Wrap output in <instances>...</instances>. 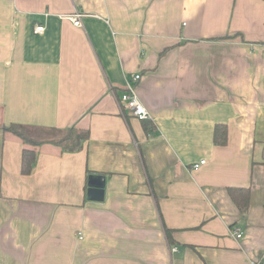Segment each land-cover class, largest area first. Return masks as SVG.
Wrapping results in <instances>:
<instances>
[{
    "label": "crops",
    "instance_id": "1",
    "mask_svg": "<svg viewBox=\"0 0 264 264\" xmlns=\"http://www.w3.org/2000/svg\"><path fill=\"white\" fill-rule=\"evenodd\" d=\"M0 123L89 131L23 174L0 130V264L264 262V0H0Z\"/></svg>",
    "mask_w": 264,
    "mask_h": 264
},
{
    "label": "trees",
    "instance_id": "2",
    "mask_svg": "<svg viewBox=\"0 0 264 264\" xmlns=\"http://www.w3.org/2000/svg\"><path fill=\"white\" fill-rule=\"evenodd\" d=\"M31 126L25 124L11 123L5 125L0 123V130L9 133L21 139L26 145L23 147L21 155V173L28 174L31 172L36 162L35 147L43 143H51L60 147L62 151L75 152L82 148L83 143L88 138L89 131L69 127L65 130L48 129L54 135L61 133L62 135L53 138L40 139L31 134ZM42 130L41 128H38ZM46 130V129H45ZM213 143L224 145L227 142V127L225 124H215L213 128ZM261 162L264 163V145ZM228 193L240 211L246 210L249 201V190L247 188H229ZM168 233V230H166Z\"/></svg>",
    "mask_w": 264,
    "mask_h": 264
},
{
    "label": "built area",
    "instance_id": "3",
    "mask_svg": "<svg viewBox=\"0 0 264 264\" xmlns=\"http://www.w3.org/2000/svg\"><path fill=\"white\" fill-rule=\"evenodd\" d=\"M83 14L81 13H73L69 14L66 17L69 18L75 26H81V17ZM44 31L43 25H34L33 32L37 34H41ZM140 79L139 74H135L132 77L131 83H126L125 90L120 95V102L123 108L132 116L136 117L139 120H148L150 118V114L147 111L146 107L141 103L139 97L136 94L135 85L133 83H137ZM204 160H200L198 163H195L192 167L196 169L199 165L204 163ZM236 238L241 236V233L237 230L233 232ZM177 248L173 246L171 248L172 251H175ZM252 264H264L263 261H255Z\"/></svg>",
    "mask_w": 264,
    "mask_h": 264
},
{
    "label": "water",
    "instance_id": "4",
    "mask_svg": "<svg viewBox=\"0 0 264 264\" xmlns=\"http://www.w3.org/2000/svg\"><path fill=\"white\" fill-rule=\"evenodd\" d=\"M87 198L101 200L103 195L104 178L101 175L91 174L87 177Z\"/></svg>",
    "mask_w": 264,
    "mask_h": 264
},
{
    "label": "rangeland",
    "instance_id": "5",
    "mask_svg": "<svg viewBox=\"0 0 264 264\" xmlns=\"http://www.w3.org/2000/svg\"><path fill=\"white\" fill-rule=\"evenodd\" d=\"M33 129H31V134H33L34 136H37L38 138H45L48 137V135L50 137H58L60 135H62L61 133L54 135L51 131H44V130H40L37 127L31 126ZM48 134V135H47Z\"/></svg>",
    "mask_w": 264,
    "mask_h": 264
}]
</instances>
